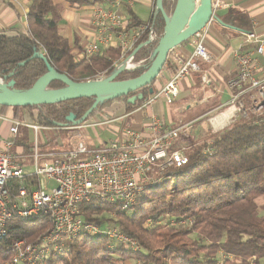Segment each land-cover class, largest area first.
I'll list each match as a JSON object with an SVG mask.
<instances>
[{"label":"trees","instance_id":"trees-1","mask_svg":"<svg viewBox=\"0 0 264 264\" xmlns=\"http://www.w3.org/2000/svg\"><path fill=\"white\" fill-rule=\"evenodd\" d=\"M69 2L95 6L102 0ZM176 4L177 0H164L165 12L171 15ZM127 8V31L154 20L152 15L143 23ZM230 18L236 25L238 20L245 21L238 13H232ZM27 23L26 32L15 30L11 35L8 30L0 31V80L15 81V90L32 88L48 72L46 62L35 58L37 54L44 55L51 67L75 82L95 80L100 75L109 77L115 70L113 61L121 60V47H110L101 55L80 59L85 43L75 36L71 46L60 27L62 7L53 0H28ZM225 23L222 20V24ZM154 24V43L142 46L134 57L139 68L121 73L118 81L137 78L150 67L152 54L166 27L161 13ZM147 36V32L141 35L135 49L146 42ZM168 65L169 61L165 67ZM156 81L128 96L105 101L86 121L122 100L126 112L131 113L156 92ZM64 87L61 81L49 85L52 90ZM141 95L143 99L136 103L128 102ZM94 103L95 98H82L25 108L2 107L1 114L11 110L15 120L61 130L66 126L75 127L69 118L73 117L75 122L81 120ZM16 141L15 151L22 148L25 154L32 149L28 132H21ZM186 149L187 165L167 176L161 187L146 191L130 211L121 213L117 207L98 201L82 206L86 220L100 226H118L137 241L138 251L104 236L92 239L82 235L68 243L69 251L65 254L50 255L43 264H127L131 261L137 264H218L221 251L227 256L223 264H264V114L248 112L246 117H240L207 136L205 141ZM50 228L46 216L29 221L15 220L6 239L0 242V264H10L16 241L25 239L38 243Z\"/></svg>","mask_w":264,"mask_h":264},{"label":"built area","instance_id":"built-area-1","mask_svg":"<svg viewBox=\"0 0 264 264\" xmlns=\"http://www.w3.org/2000/svg\"><path fill=\"white\" fill-rule=\"evenodd\" d=\"M135 1L103 0L107 7L101 3L93 6L92 19L98 35L95 41L85 46L84 51L79 54L80 59L101 55L102 45L107 48L116 45L122 48V60L134 52L136 42L145 32L148 33L145 43H154L156 4L152 23L132 29L131 32L127 31V19L120 17L114 10L123 3L131 5ZM212 7L216 15L218 10L226 7L225 1L212 0ZM206 27L194 36L197 42L191 56L186 61H181L177 71L153 95L149 103L164 99L170 104L180 93V82L191 74L200 72V63L210 61ZM116 33L119 36L116 37ZM131 33L134 36L130 46L127 42H121L123 37ZM245 36L248 41L257 43L259 52L264 50V40L256 33H245ZM234 59L239 79L242 82L249 80L251 89L255 92L257 100L251 112L263 115L264 68L261 69L258 62L248 54L237 52ZM132 61L127 62L128 69L139 66L132 64ZM113 66H116V62ZM204 80L205 83L208 82L207 77ZM236 111L243 117L248 115L243 106L237 107ZM149 120L148 134L131 127L120 133L119 128L111 127L117 138L100 147L90 148L78 131L75 133L78 139L73 150L41 156V133H49L54 129L24 120L9 119L0 114V122H9V137L2 139L0 145V242L6 239L9 227L15 220L29 221L46 216L51 223V228L38 243H29L25 239L14 243L10 264H43L50 255L65 254L69 251L68 243L82 235L92 239L104 236L114 243L134 251L139 250L137 241L124 234L118 226H100L86 220L82 206L90 201H98L117 207L121 213L130 211L146 191L161 187L167 176L187 165V149L176 148L174 145L182 136L189 134L190 126L171 129L155 116L149 117ZM86 123L77 127H84ZM109 125V121L97 122L94 127L109 128ZM75 128L61 129L73 131ZM21 132H33L35 135L31 149L33 165L29 167L22 165V150L18 148L15 151L16 140ZM119 134L123 137L121 142ZM148 223L151 225L150 221ZM220 253L221 260L218 264H223L227 256L223 251ZM255 259L256 257L251 263Z\"/></svg>","mask_w":264,"mask_h":264},{"label":"crops","instance_id":"crops-1","mask_svg":"<svg viewBox=\"0 0 264 264\" xmlns=\"http://www.w3.org/2000/svg\"><path fill=\"white\" fill-rule=\"evenodd\" d=\"M224 1L226 7L216 13L219 21L213 19L206 27L210 61L200 63V72L193 73L180 82L179 96L170 104L164 99L149 103L153 95L161 89V86L170 80L181 61H186L191 56L197 42L195 37L170 53L169 65L163 69L154 84L156 92L146 102L136 107L131 113H127L124 109L122 115L107 118L106 115L110 116L121 110V106L114 103L111 108L103 109L102 113L100 112L88 120L84 127L74 129V131L85 133L88 139L86 144L90 148L100 147L111 140H115L117 135L113 131L114 127L119 128L120 133L131 127L148 134L149 117L151 116L159 118L166 127L171 129H179L186 125L190 126V135L182 136L174 145L176 148H189L190 145L205 141L210 134H216L242 117L241 114H236V107L243 106L251 113V109L257 100L255 92L251 89L249 80L242 82L239 79V71L234 55L237 52L248 54L258 62L261 69L264 68V50L259 52L257 43L248 41L245 36V33L254 32L264 40V0ZM53 2L55 5L62 7L60 27L62 33L69 39L71 46L75 36L82 43H85V46L96 40L98 29L93 24V6L72 5L69 0H53ZM27 4L28 0L0 1V31L8 30L11 35H14L12 31L15 30L26 32L28 28ZM101 4L108 6L103 0ZM155 4L156 0H136L134 4L123 3L114 10L120 17L127 19L128 22L127 7H129L141 22L146 23L154 11ZM147 13L149 14L148 20L143 17ZM232 13L243 15L245 21L238 20L236 25L235 20L231 21L230 16ZM222 20L227 23L222 24ZM105 49L107 47L102 45V50ZM259 74L257 75L259 76ZM205 77L208 80L206 83ZM1 108L0 106V114ZM1 115L14 119L11 110ZM99 117H103V120H99ZM106 121L110 122L109 128L94 127L95 123ZM97 129L100 130L98 135L103 133L104 137L102 134L96 136L97 131L95 132V130ZM8 130L9 122H0V145L2 139L9 137ZM118 137L119 142H121L123 137L121 134ZM188 139L189 142H186Z\"/></svg>","mask_w":264,"mask_h":264},{"label":"water","instance_id":"water-1","mask_svg":"<svg viewBox=\"0 0 264 264\" xmlns=\"http://www.w3.org/2000/svg\"><path fill=\"white\" fill-rule=\"evenodd\" d=\"M163 2L164 0H156L155 18L158 13L163 15L166 22L165 31L152 54L150 67L139 77L122 81L117 80L121 73L139 68L138 66L135 69H128L127 62L134 60L138 50L142 46L149 45L148 43H143L135 49L121 68L116 69L115 67L111 76L86 82L73 81L66 74L59 73L51 67L44 55L37 54L35 58H41L46 62L48 72L39 78L32 88L26 91L15 90V81L5 82L0 80V106L25 108L82 98H95V103L81 120L75 122L73 117L69 118L70 122L77 127L87 122L86 120L92 112L105 101L125 97L150 86L163 72L169 55L174 49L202 31L211 23L212 19L219 21V18L214 15L212 0H177L176 7L171 15L165 12ZM53 81H61L65 84V87L55 90L49 89V85ZM153 92V89H151L150 93ZM138 99H143V96L132 97L128 102L134 104Z\"/></svg>","mask_w":264,"mask_h":264},{"label":"rangeland","instance_id":"rangeland-1","mask_svg":"<svg viewBox=\"0 0 264 264\" xmlns=\"http://www.w3.org/2000/svg\"><path fill=\"white\" fill-rule=\"evenodd\" d=\"M144 18H147V20L149 19V14L147 13V15H145V16H143ZM151 17H152V14H151ZM151 17H150V19H151ZM149 19V20H150ZM116 35L117 36H119V34L118 33H116ZM133 36H134V33H131V34H129L128 36H126V37H123L122 39H121V42H127L128 43V45L130 46L131 44H132V42H133ZM118 44V43H117ZM125 53L127 52L126 50L124 51ZM128 56H126L125 58H123L121 61H113V63H115L116 62V69L117 68H121L122 66H123V64H124V62L126 61V58H127ZM132 64H136L135 62H133L132 61ZM177 71V70H176ZM106 76H102V75H100V76H98L96 79H98V78H105ZM162 83V82H161ZM166 85V84H165ZM165 85H162L161 86V88L162 87H164ZM160 90V89H159ZM179 96V95H178ZM115 103H118L121 107V110H119V111H117V112H115L114 114H112V115H110V116H108V115H106L107 116V118H112V116H120V115H122V113H124V109H125V103H124V101L122 100V101H117V102H115ZM112 106H110V107H108V108H111ZM237 108V107H236ZM102 113V112H101ZM236 114H239L237 111H236ZM99 120H103V117L102 118H100L99 117ZM24 121H26V120H24ZM26 122H28V121H26ZM120 124H121V122H120ZM115 125V124H114ZM116 127H118V126H116ZM54 129V128H53ZM63 129H61V130H57V129H54V131H51V132H49V133H45V132H42L41 133V136L43 137V142H41V144H40V154H41V156H43L44 154H48V153H56V152H62V151H68V150H73L74 148H75V144H76V142H77V139L78 138H76L75 137V132H77V131H72V130H63ZM97 131V134H96V136H99L100 134H102L103 135V137H104V134L103 133H100L99 135H98V133H99V129H97V130H95V132ZM191 131H192V129H191ZM81 134H82V140L83 141H86V143H87V137H86V135H85V133L84 132H81ZM190 135V134H189ZM28 136H29V142L31 143V144H33V140H35V135H34V133L33 132H28ZM193 136V135H192ZM191 137V136H190ZM193 138V137H192ZM194 141V140H193ZM192 141V142H193ZM186 142H189V139L188 140H186ZM19 147H21L20 145H19ZM23 147V146H22ZM16 148H17V146H16ZM20 150H22L23 151V149L22 148H20ZM24 152V151H23ZM31 153H32V151L31 150H26L25 151V154L23 155V159H22V165L23 166H27V167H29V166H32L33 165V160H32V158H31ZM127 264H137V263H135V262H133V261H131L130 263H127Z\"/></svg>","mask_w":264,"mask_h":264},{"label":"bare ground","instance_id":"bare-ground-1","mask_svg":"<svg viewBox=\"0 0 264 264\" xmlns=\"http://www.w3.org/2000/svg\"><path fill=\"white\" fill-rule=\"evenodd\" d=\"M228 113H229V112H228ZM228 113H227V114H228Z\"/></svg>","mask_w":264,"mask_h":264}]
</instances>
